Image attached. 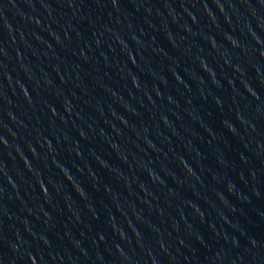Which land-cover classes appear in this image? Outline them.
I'll use <instances>...</instances> for the list:
<instances>
[{"label": "water", "instance_id": "water-1", "mask_svg": "<svg viewBox=\"0 0 264 264\" xmlns=\"http://www.w3.org/2000/svg\"><path fill=\"white\" fill-rule=\"evenodd\" d=\"M0 264H264V0H0Z\"/></svg>", "mask_w": 264, "mask_h": 264}]
</instances>
